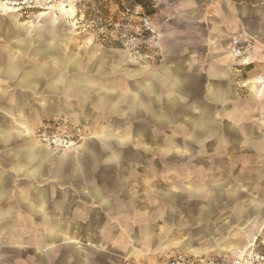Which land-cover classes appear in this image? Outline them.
<instances>
[{"label": "crops", "instance_id": "1", "mask_svg": "<svg viewBox=\"0 0 264 264\" xmlns=\"http://www.w3.org/2000/svg\"><path fill=\"white\" fill-rule=\"evenodd\" d=\"M151 1L157 42L123 72L55 55V20L0 19V264L230 258L264 218V0ZM61 116L88 128L63 154L34 136Z\"/></svg>", "mask_w": 264, "mask_h": 264}, {"label": "rangeland", "instance_id": "2", "mask_svg": "<svg viewBox=\"0 0 264 264\" xmlns=\"http://www.w3.org/2000/svg\"><path fill=\"white\" fill-rule=\"evenodd\" d=\"M72 1L74 9L66 11L65 4H69L68 0H55L44 5L29 0H0V6L3 7L0 9V19L3 20L5 31L12 28L10 15H13L20 25L26 27L40 23L41 21L37 18L44 17L49 22L55 20L58 23L57 30L65 34L67 40L52 42L51 48L56 50L55 55H61L65 62L77 58L85 65L90 66V51H97L100 54L103 52L104 55L110 56L111 62L113 60L116 62L117 70L123 72L125 65L139 68L150 59L146 58L145 54L151 50V45L157 40H150V34L143 31L141 18H149L156 30L150 15L153 11L151 0ZM4 7L6 10H16V12L6 11ZM56 8H60V10ZM41 13L46 14L40 15ZM70 21L76 22V29L69 25ZM14 28L16 29V27ZM32 33L35 34V31L33 30ZM8 42L11 43L12 41H6L4 44ZM62 50L66 51L67 58ZM103 60H107V58H103ZM126 61H130V64H126ZM68 63L70 64V62ZM118 72L117 84L122 80V76ZM57 120L61 123H67L70 127L74 125L83 126L87 137L88 128L85 125L71 124L67 116L58 117ZM254 232L250 241L245 243L241 250L249 249L264 254V218L259 219V224ZM253 237H255L254 240Z\"/></svg>", "mask_w": 264, "mask_h": 264}, {"label": "built area", "instance_id": "3", "mask_svg": "<svg viewBox=\"0 0 264 264\" xmlns=\"http://www.w3.org/2000/svg\"><path fill=\"white\" fill-rule=\"evenodd\" d=\"M39 5H44L55 0H29ZM143 31L150 34V40H157V33L149 18H141ZM252 49V44L239 37H233L228 44L229 55L239 61H244ZM261 85H264V76L260 78ZM35 138L44 146L54 152L62 153L70 151L79 146L86 138L83 126H68L67 123L59 121L45 123L34 132ZM167 264H264V254L254 250L237 251L230 258L220 255L193 256L182 251H176Z\"/></svg>", "mask_w": 264, "mask_h": 264}, {"label": "bare ground", "instance_id": "4", "mask_svg": "<svg viewBox=\"0 0 264 264\" xmlns=\"http://www.w3.org/2000/svg\"><path fill=\"white\" fill-rule=\"evenodd\" d=\"M70 1H71V0H68V2H70ZM60 4H64V3H60ZM60 4H59V5H60ZM65 5H66V4H65ZM1 8H3V7H2V6H0V9H1ZM4 9L6 10V8H5V7H4ZM6 11L16 12V10H10V9H8V10H6ZM42 145H43V144H42Z\"/></svg>", "mask_w": 264, "mask_h": 264}, {"label": "trees", "instance_id": "5", "mask_svg": "<svg viewBox=\"0 0 264 264\" xmlns=\"http://www.w3.org/2000/svg\"><path fill=\"white\" fill-rule=\"evenodd\" d=\"M152 12V11H151Z\"/></svg>", "mask_w": 264, "mask_h": 264}]
</instances>
